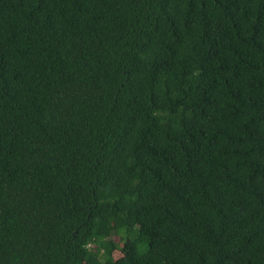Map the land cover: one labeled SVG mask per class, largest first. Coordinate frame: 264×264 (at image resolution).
Returning <instances> with one entry per match:
<instances>
[{"label":"trees","instance_id":"trees-1","mask_svg":"<svg viewBox=\"0 0 264 264\" xmlns=\"http://www.w3.org/2000/svg\"><path fill=\"white\" fill-rule=\"evenodd\" d=\"M0 264H264V0H0Z\"/></svg>","mask_w":264,"mask_h":264},{"label":"rangeland","instance_id":"rangeland-1","mask_svg":"<svg viewBox=\"0 0 264 264\" xmlns=\"http://www.w3.org/2000/svg\"><path fill=\"white\" fill-rule=\"evenodd\" d=\"M117 237H118L117 234H112V235L110 236V239L113 240L114 242H116V243L120 246V241H117V240H118ZM107 244H108V239L103 240V241H102V244H101V248H102V249L105 248V247L107 246ZM119 255H120V252H119L118 250H113V251H112V258H116V257H118Z\"/></svg>","mask_w":264,"mask_h":264}]
</instances>
